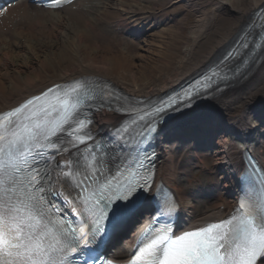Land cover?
Wrapping results in <instances>:
<instances>
[{
	"label": "snow or ice",
	"instance_id": "1",
	"mask_svg": "<svg viewBox=\"0 0 264 264\" xmlns=\"http://www.w3.org/2000/svg\"><path fill=\"white\" fill-rule=\"evenodd\" d=\"M71 2L49 0L48 6L61 8ZM257 49L264 50V35L244 33L237 46L197 85L143 108L121 105L113 109L109 104L112 94L106 93L102 84L80 80L73 82L69 91L50 88L0 114V264H111L100 261L102 249L145 202L155 200L160 215L173 216L178 211L174 194L171 199H160L159 193L152 192L149 165L154 152L141 149L142 155L131 164L122 162L114 173L108 167L114 161L102 155V144L94 143L86 154L81 153L80 146L87 147V141L93 140L92 121L83 109L89 101L100 100V107L109 104V110L134 113L131 123L138 128L137 147L165 133L176 113L191 117L186 131L192 136H247L264 127V114L253 110L259 97L244 104L243 125L237 121L221 126L211 113L196 109L202 98H211L214 85L219 90V82L239 79L255 61L252 54ZM49 96H54L56 103L48 104ZM131 131L127 125L116 130L118 146L135 138ZM246 179L250 189L234 215L175 240L162 230L164 234L139 247L146 233L138 240L130 264L264 261V178L253 179L250 174ZM256 184L260 189L254 191ZM56 199L70 206L78 221L59 218Z\"/></svg>",
	"mask_w": 264,
	"mask_h": 264
},
{
	"label": "bare ground",
	"instance_id": "2",
	"mask_svg": "<svg viewBox=\"0 0 264 264\" xmlns=\"http://www.w3.org/2000/svg\"><path fill=\"white\" fill-rule=\"evenodd\" d=\"M263 4L264 0H75L46 10L20 0L0 18V110L48 86L77 79L94 80L131 97L162 95L207 65L250 26L252 13ZM185 9L193 11L191 23L183 16ZM114 32L133 37L136 44L113 43L107 36ZM255 97L260 100L253 110L264 114V54L241 82L199 104L196 111L211 113L221 126L237 121L243 125L244 104ZM93 117L96 127L118 122L105 110ZM183 122H191V117L175 115L160 135L157 178L175 188L193 223H219L232 209L224 177L241 168L243 151L252 152L264 167V127L244 137L216 140L213 154L206 158L210 168L195 158L209 179L194 178L195 187L187 188L177 185L173 155L180 146L167 138Z\"/></svg>",
	"mask_w": 264,
	"mask_h": 264
},
{
	"label": "rangeland",
	"instance_id": "3",
	"mask_svg": "<svg viewBox=\"0 0 264 264\" xmlns=\"http://www.w3.org/2000/svg\"><path fill=\"white\" fill-rule=\"evenodd\" d=\"M183 16L186 18V21L188 23H191L193 21L194 18V14L193 11L191 9H185V11L183 12ZM107 39L112 40L113 43L117 44L119 43L120 40H125L128 43H134L136 44V40L133 37H130L127 34H119V33H112L110 36H107ZM193 155H195V153L190 150V149H177L174 152L173 155V159H175L176 165H177V185H182L183 187H195V181L192 183L188 182V178L192 179L191 176H184L182 175V173L187 170V172H190L189 174L194 175L197 179L199 180H203L205 178L204 181H207L209 179L208 174H204L203 172L199 171L196 169L195 164H194V160L193 158H191ZM192 166H187V163H189ZM205 164L210 167L211 163L204 161ZM202 173V174H201ZM187 179V180H186Z\"/></svg>",
	"mask_w": 264,
	"mask_h": 264
}]
</instances>
